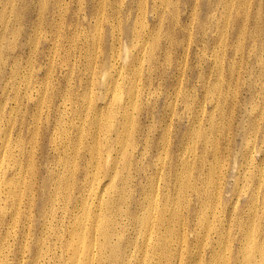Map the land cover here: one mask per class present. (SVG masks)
I'll return each mask as SVG.
<instances>
[{"label":"rangeland","instance_id":"1","mask_svg":"<svg viewBox=\"0 0 264 264\" xmlns=\"http://www.w3.org/2000/svg\"><path fill=\"white\" fill-rule=\"evenodd\" d=\"M41 2L0 0V264H66L74 215L84 230L155 190L201 216L216 264H264V0Z\"/></svg>","mask_w":264,"mask_h":264},{"label":"bare ground","instance_id":"2","mask_svg":"<svg viewBox=\"0 0 264 264\" xmlns=\"http://www.w3.org/2000/svg\"><path fill=\"white\" fill-rule=\"evenodd\" d=\"M36 1H38L41 8L44 9L41 0ZM216 1L226 2L235 0ZM64 2L65 0H57V6L59 8H62L66 4H64ZM0 23L3 25L1 27V30L3 28L5 29V27L7 26V22H4L0 19ZM43 27L46 26H34V30L36 31L35 33L38 34V36L39 33L42 32V30L44 29ZM12 28L14 29V27ZM48 28H50L49 32L55 34L58 38L68 37V34H60L61 31L53 24L48 25ZM17 30L15 29V31ZM1 33L0 38H2ZM18 33L20 35L21 32ZM1 46L2 43L0 42V47ZM1 48L0 72H3L7 68V61L3 56V49ZM21 73H23V70L21 69V67H18V65L10 67L9 71L7 72L8 78L7 81L4 82L5 84L2 89V99L3 97H5V101L8 100L5 96V89L7 88L8 83L10 82L9 79H11L12 83L9 86H15L17 88H15V96H13L15 100L14 102L19 103V82H17L15 78ZM13 108L11 110H13ZM0 118H4L3 114H0ZM8 120H10V117L8 118ZM3 133L5 132L3 131ZM7 146L8 141L5 139L0 144V147L5 150ZM11 181L13 182V189L18 190L19 182H15V179H11ZM22 191L26 192L27 190L22 189ZM98 193L99 192H95L94 195ZM202 196L203 195H201L200 197L201 199ZM14 199L15 196H12L11 194V197L5 201H10ZM83 199H86V197L83 195L78 198H75L73 203L74 207H76V202L78 200ZM143 199H147L148 202L145 207H143L142 205ZM155 200H157L158 202L160 201L159 206L156 208L155 211H153L150 217H142L136 215L140 214L142 210L148 211L152 209L153 201ZM179 201L182 202V200L174 198L171 195L159 196L157 190L148 194L137 195L132 199V201H129L127 203L125 209H123L122 206H111L110 208L106 207L107 213L110 211L113 213V219H108L107 217H105L106 222H104L99 221L98 216H93L90 218V223L87 229L84 230L79 229V225L81 222L79 221L78 216L74 215V220L72 222L68 221L71 222L69 224L71 228L68 227V230L66 231L64 237L57 238V242L55 243V250L58 248L60 250H64L67 248L66 264H190V262L192 261H197V263L199 264H206V259H208L211 264H216L217 257L215 250V238L211 239L210 242H206V244H204L203 241H199L198 233L201 230L202 218L200 216V222H198L199 226L193 225L190 222V219L194 216L193 210H177L175 206L176 203H178ZM186 201V199H183V202ZM205 205L211 206L208 201L205 202ZM173 216H175V219H173ZM2 225L3 214L0 211V228ZM193 229H195L197 233L195 239L189 235V233ZM207 230L208 233L214 230V218L208 220ZM168 232H170L171 234ZM80 234H83L84 238L82 239L80 245L75 247L71 243L72 238ZM189 245L195 247L198 245L201 248H209V250L211 251V255L209 256V258L208 256H204L202 253H198L197 257L191 256ZM43 254L44 251H41L39 253V258H42ZM54 255L55 251L53 253V257ZM0 258L2 260H5L7 258V255L1 251ZM23 259V256H21V261L18 262V264H21ZM34 259H32V257L30 256L29 261L31 264H35ZM249 261L250 256L246 258L245 263L248 264Z\"/></svg>","mask_w":264,"mask_h":264}]
</instances>
